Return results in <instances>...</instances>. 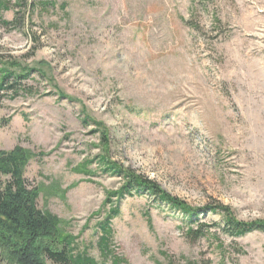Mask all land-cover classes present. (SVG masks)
Wrapping results in <instances>:
<instances>
[{
  "label": "rangeland",
  "instance_id": "obj_1",
  "mask_svg": "<svg viewBox=\"0 0 264 264\" xmlns=\"http://www.w3.org/2000/svg\"><path fill=\"white\" fill-rule=\"evenodd\" d=\"M0 1L13 22L17 0ZM26 1L20 28L0 19V60L30 71L22 87L34 94L0 102V151L31 154L24 177L39 208L67 223L74 255L264 264V232L232 236L208 212L199 222L210 236L192 242L182 214L148 193L119 202L106 260L99 244L107 193L124 185L103 171L104 156L194 208L220 204L264 223V0Z\"/></svg>",
  "mask_w": 264,
  "mask_h": 264
},
{
  "label": "trees",
  "instance_id": "obj_2",
  "mask_svg": "<svg viewBox=\"0 0 264 264\" xmlns=\"http://www.w3.org/2000/svg\"><path fill=\"white\" fill-rule=\"evenodd\" d=\"M10 6V2L0 1V12L10 10ZM16 6L19 11L13 22L3 21L0 15L2 24L8 29L20 28L21 22L25 19L22 11L28 7L27 1L17 0ZM55 6L54 2L34 4L35 8L42 9ZM65 8V4L61 6L62 10ZM12 66L15 64H11ZM30 73L29 71L26 74L23 72L18 74L0 60V102L8 96L14 99L22 92H25V95H33L34 89L22 87V82L29 78ZM83 123L87 127L90 121L85 119ZM97 129L102 142L107 143V130L103 129L101 124L97 125ZM31 158V154L21 147L0 151V264H3L6 257L10 264H48V261L53 264H99L87 255L75 256L78 248L77 239L66 231L67 223L39 208L40 189L31 187L24 177ZM100 164L104 166L103 171L124 181L119 191L107 193L106 204L110 206L109 214L99 225L103 233L99 244L104 260L112 253L111 240L114 232L111 221L120 213L118 204L127 196L133 197L136 194L148 193L156 201L182 214L188 223L186 237L192 242L210 236L211 225L199 222L200 216L208 212L222 215L224 224L232 236L242 237L255 231L264 232V223L241 222L233 216L229 207L215 204L204 209L194 208L164 192L156 182L110 162L106 156L101 157ZM215 240L219 241V238L216 237ZM125 263L127 261L124 259L118 257L114 259V264Z\"/></svg>",
  "mask_w": 264,
  "mask_h": 264
}]
</instances>
